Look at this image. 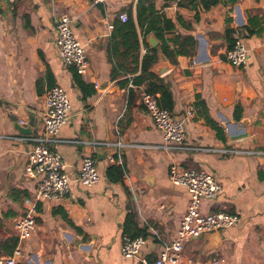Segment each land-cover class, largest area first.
I'll use <instances>...</instances> for the list:
<instances>
[{"label": "crops", "instance_id": "obj_1", "mask_svg": "<svg viewBox=\"0 0 264 264\" xmlns=\"http://www.w3.org/2000/svg\"><path fill=\"white\" fill-rule=\"evenodd\" d=\"M201 1L104 0L92 5L89 0H0V260L17 251V264L153 262L159 240L175 238L189 202V194L168 179L175 167L203 170L220 184L222 192L214 200H202V213L225 210L238 217L232 227L185 241L183 259L190 264L216 259L264 264V0H219L207 10ZM120 14L135 29L134 52L129 53L128 34L118 28L124 22L113 17ZM59 16L72 20L74 37L85 50L83 75L59 58L54 33ZM228 31L249 52L244 67L225 60ZM161 37L170 41L168 56L161 51ZM179 47L192 49V55L174 56ZM150 49L157 52L153 83L169 95L167 111L185 121L184 150L128 146L162 143V134L139 105L147 84L132 83ZM161 69L166 70L159 74ZM54 86L66 93L70 115L47 148L62 159L70 192L59 202L38 203L35 231L20 241L14 222L38 184L28 153L42 122L44 96ZM154 95L159 103L161 93ZM201 103L206 117L200 115ZM207 119L222 130L223 140ZM16 127L30 128L31 134ZM241 133L245 136L234 141L228 136ZM117 137L125 148L100 145ZM116 155L120 162L111 163ZM85 157L95 161L100 176L92 187L77 180ZM112 166L122 169L121 182L106 177ZM129 214L133 224L124 233ZM138 231L146 245L139 256L124 259L122 239Z\"/></svg>", "mask_w": 264, "mask_h": 264}, {"label": "built area", "instance_id": "obj_2", "mask_svg": "<svg viewBox=\"0 0 264 264\" xmlns=\"http://www.w3.org/2000/svg\"><path fill=\"white\" fill-rule=\"evenodd\" d=\"M12 1V0H5ZM92 5L102 4L104 0H89ZM186 2L189 0H177ZM121 22L127 21L125 14L113 15ZM55 43L62 64L75 69L78 75H83L88 67L84 48L75 39L72 20L67 16H59L54 21ZM231 48L225 52V60L234 68L244 67L249 61V52L239 38L233 40ZM129 87H132L131 82ZM139 105L151 119L155 128L162 134L159 146L128 145L132 148L159 149L164 152L184 150L185 121L174 118L169 111L163 109L156 95L141 92ZM70 103L63 89L54 86L44 96V111L41 125L36 129L32 141L34 147L28 153V163L31 172L37 179V189L32 199L24 200V213L14 222V230L20 241L28 240L36 228L35 206L41 202H59L70 192L69 178L65 173V165L60 156L49 150L47 144L53 141L60 129L68 123ZM101 146L115 149L125 148L119 137L113 143H102ZM212 151V150H211ZM213 152L228 153L227 150ZM232 153V151H229ZM111 163L120 162L119 155L110 159ZM169 181L176 187L184 189L189 194V202L182 216L175 238L166 242L160 241V250L156 259L149 263L140 259V264H190V260L183 259V245L185 241L212 234L237 224L238 217L219 210L204 214L201 212L202 200H214L222 188L215 178L203 170H178L172 167L168 173ZM77 180L83 187L96 185L100 176L91 157L82 159ZM146 245L143 237H123L121 255L124 259L135 258L140 255ZM20 255L15 252L9 259H1L0 264H17L14 260ZM212 264H224V260H213Z\"/></svg>", "mask_w": 264, "mask_h": 264}, {"label": "trees", "instance_id": "obj_3", "mask_svg": "<svg viewBox=\"0 0 264 264\" xmlns=\"http://www.w3.org/2000/svg\"><path fill=\"white\" fill-rule=\"evenodd\" d=\"M219 3V0H202L200 2V5L202 6V8L204 10L209 9L211 6H215L216 4ZM119 30L121 32L127 33L128 34V44L131 46L132 49H129V53L134 52V50L136 48H138V43H137V39H136V33H135V29L133 27V24L131 23V21L127 18V21L120 24L118 26ZM233 34L232 32L228 31L226 33V36L228 37V43H229V48H231L232 44H233V39H230L229 36ZM188 42H193L192 38H187ZM144 44L145 41L143 40ZM161 51L163 52L164 55L168 56L169 55V50H168V43L170 41H166L165 39H163L161 37ZM172 43H175V41H172ZM136 47V48H134ZM178 55H182V56H191L192 55V49H181L179 47V49L175 52L174 56H178ZM157 61V52L155 49H150L149 53H147L141 60V70L140 73L137 75V77L132 81V83L134 85H140L143 83L147 84V89L145 90L146 93L149 94H156L158 92L161 93V99L159 101V105L166 109V110H170L169 106H166L164 104V100L167 99V96L169 97V95L167 94V92L165 91V89L160 86V85H156L155 83H153L154 79H157L155 77V75L152 74L151 72V68L154 66V64ZM78 85L79 87L83 90L84 93H89L87 92V90H85V86L78 81ZM197 106V105H196ZM201 107V112L200 115L202 116H207V108L205 107L204 104H200L199 105ZM237 110V109H236ZM236 120H239V116H235ZM208 124L212 127L213 130L216 131V135L219 139L223 140V133L222 130L210 119H207ZM106 177L108 178L109 181L113 182V183H117V182H121L122 178H123V171L120 167H115L112 166L110 167L107 171H106ZM133 216L131 214H129L127 216V222H126V226L124 227V233H128L127 231H129V229L132 226V220ZM138 236H143L141 231H138L137 233H135L134 235H130L131 238H136ZM144 237V236H143Z\"/></svg>", "mask_w": 264, "mask_h": 264}, {"label": "water", "instance_id": "obj_4", "mask_svg": "<svg viewBox=\"0 0 264 264\" xmlns=\"http://www.w3.org/2000/svg\"><path fill=\"white\" fill-rule=\"evenodd\" d=\"M164 70H166V69H161L160 71L161 72H158L159 74L160 73H162ZM32 126V125H31ZM16 129L21 133V134H23V135H25V134H31V130H30V128L29 129H21L20 127H16ZM229 136V138L231 139V140H238V139H241V138H243L245 135H244V133H241V134H235V135H228ZM213 234V233H212ZM212 234H208V236H210V235H212ZM205 236H207V235H205ZM201 238V237H200Z\"/></svg>", "mask_w": 264, "mask_h": 264}]
</instances>
